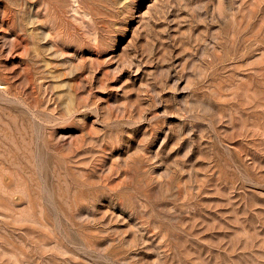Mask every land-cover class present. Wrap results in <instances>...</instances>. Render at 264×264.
Instances as JSON below:
<instances>
[{
    "label": "rangeland",
    "instance_id": "rangeland-1",
    "mask_svg": "<svg viewBox=\"0 0 264 264\" xmlns=\"http://www.w3.org/2000/svg\"><path fill=\"white\" fill-rule=\"evenodd\" d=\"M0 264H264V0H0Z\"/></svg>",
    "mask_w": 264,
    "mask_h": 264
}]
</instances>
